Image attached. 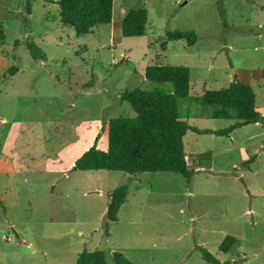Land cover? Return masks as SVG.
<instances>
[{
  "label": "rangeland",
  "instance_id": "1",
  "mask_svg": "<svg viewBox=\"0 0 264 264\" xmlns=\"http://www.w3.org/2000/svg\"><path fill=\"white\" fill-rule=\"evenodd\" d=\"M25 4L0 0V264H75L98 249L108 264L115 251L136 264H209L197 244L230 264H264V123L228 136L187 131L188 180L74 169L90 147L107 149L109 119L135 115L120 93L145 89L156 61L189 68L181 107L243 80L264 114V0H114L111 22L84 35L61 24L56 0H32L30 13ZM139 6L144 34L122 36V18ZM168 30L194 31L197 41L162 51ZM28 41L44 59L31 57ZM192 112L186 121L200 129L234 123ZM122 184L127 201L107 235L108 193Z\"/></svg>",
  "mask_w": 264,
  "mask_h": 264
},
{
  "label": "trees",
  "instance_id": "2",
  "mask_svg": "<svg viewBox=\"0 0 264 264\" xmlns=\"http://www.w3.org/2000/svg\"><path fill=\"white\" fill-rule=\"evenodd\" d=\"M113 1L56 0V3L61 24L72 27L77 35H84L92 33L99 25L111 22ZM31 5L32 0H26L27 13H30ZM147 24L148 11L145 6L129 9L121 20V35L141 36ZM177 40L192 46L197 41V35L191 30H168L160 43L161 50L165 51L168 43ZM26 47L34 60L45 58L44 52L34 41H28ZM15 71L14 66L7 70L9 74ZM145 82V89H126L119 96L120 101L130 104L135 115L109 119L107 149L90 147L76 160L74 169L129 174L173 172L188 180L194 170L187 164L184 149L183 137L187 131L228 136L244 125L264 123V115L256 108L253 88L240 80H233L218 89H206L201 95L191 98L184 107H181L180 101L187 99L190 92V71L187 66L165 65L156 61L146 66ZM192 107L200 109V114L207 113L211 118L234 120V123L218 130L192 126L186 121L193 114ZM128 191V184H122L108 193L105 222L107 235L108 225L117 220L120 207L127 201ZM232 242L233 239L224 243L222 250L226 252ZM196 249L209 264H230L229 260L220 261L201 245H196ZM112 261L114 264H136L118 251L113 252ZM75 264L108 263L104 251L98 249L79 253Z\"/></svg>",
  "mask_w": 264,
  "mask_h": 264
},
{
  "label": "crops",
  "instance_id": "3",
  "mask_svg": "<svg viewBox=\"0 0 264 264\" xmlns=\"http://www.w3.org/2000/svg\"><path fill=\"white\" fill-rule=\"evenodd\" d=\"M240 81H242V82H244V83H246L245 81H243V80H240ZM230 83V82H229ZM246 84H248L249 85V83H246ZM258 110V109H257ZM259 111V110H258ZM262 114V113H261ZM264 115V114H263ZM187 160V159H186ZM107 203H108V197H107ZM121 208V207H120ZM250 208V207H249ZM251 210V212H252V209H250ZM118 216V215H117ZM117 221V220H116ZM198 245V244H197ZM243 257H245L244 255H243Z\"/></svg>",
  "mask_w": 264,
  "mask_h": 264
}]
</instances>
